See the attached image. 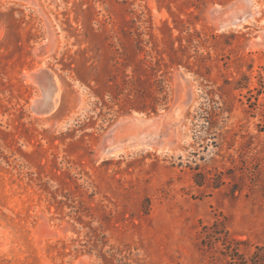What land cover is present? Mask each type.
<instances>
[{
    "label": "rangeland",
    "instance_id": "obj_1",
    "mask_svg": "<svg viewBox=\"0 0 264 264\" xmlns=\"http://www.w3.org/2000/svg\"><path fill=\"white\" fill-rule=\"evenodd\" d=\"M238 1L0 0V264H233L264 248V0L224 28ZM40 69L60 89L42 117ZM155 79L167 107L132 111ZM174 107L163 150L104 154L110 132Z\"/></svg>",
    "mask_w": 264,
    "mask_h": 264
},
{
    "label": "water",
    "instance_id": "obj_2",
    "mask_svg": "<svg viewBox=\"0 0 264 264\" xmlns=\"http://www.w3.org/2000/svg\"><path fill=\"white\" fill-rule=\"evenodd\" d=\"M231 14V15H230ZM258 7L253 0H239L237 5L228 13V18L224 22V28H239L247 25L259 16ZM38 86L41 96L34 102L32 112L37 115L48 113V93L46 86H55L57 78L49 71L40 69L32 75ZM183 109L174 107L170 111L172 117L170 122H161L160 120H140L132 118L131 126L121 127L110 132L104 141V154L108 157L114 156L122 150L129 142L133 143L136 149L146 150L152 146H158L163 150L164 140L173 133L176 135L181 124ZM128 126V125H127ZM130 126V125H129ZM141 141V144H139Z\"/></svg>",
    "mask_w": 264,
    "mask_h": 264
},
{
    "label": "trees",
    "instance_id": "obj_3",
    "mask_svg": "<svg viewBox=\"0 0 264 264\" xmlns=\"http://www.w3.org/2000/svg\"><path fill=\"white\" fill-rule=\"evenodd\" d=\"M141 63H145L144 60L141 61ZM124 67L125 69H128L130 68L129 65L127 64H124ZM148 69L151 70V72H156V69L151 66L148 67ZM144 71L147 72V69H144ZM155 78H156V73H154ZM126 78H129V76H126ZM131 79L138 82L139 79L137 77V71H133L132 72V76H131ZM153 88H155L154 90H152ZM135 95L136 96V99L137 101H140V100H143L141 99L143 96L146 100H143L142 102H140V105L137 106V107H133L132 108V111H135V112H138V113H146V114H151V113H154L156 114L157 113V107L164 103L163 105H165L167 107L168 105V102H167V95H165V91H164V86H163V81H159V80H156L151 84V90L145 94L144 92H140V91H132L129 92V94H127V98L129 96H132V95ZM162 96V97H159ZM129 99V98H128ZM220 227H223L220 223H215L214 224V228L213 229H216V233H214L213 235H216V236H219V235H222V234H228L224 227L220 229ZM218 241H220L219 239H216ZM227 250H230V247L228 245H226V240L224 242ZM236 245L238 246L239 243L235 242ZM228 256L230 258H232V262L233 264H264V248H257V251L250 257V258H246L244 255H241L238 251V249H233L232 252L230 253V255L228 254Z\"/></svg>",
    "mask_w": 264,
    "mask_h": 264
},
{
    "label": "bare ground",
    "instance_id": "obj_4",
    "mask_svg": "<svg viewBox=\"0 0 264 264\" xmlns=\"http://www.w3.org/2000/svg\"><path fill=\"white\" fill-rule=\"evenodd\" d=\"M255 20L256 19H254L253 21H255ZM253 21L249 22L248 25L250 23H253ZM33 83H35L34 79H33ZM46 90H47V93H48L49 102H48V113H46L45 115L48 116L54 111V109H55V107L57 105V100H58L57 98L59 96L60 89H59V85H57V82H56L55 86H46ZM37 116L42 117L41 115H37ZM139 144H141V141H139ZM153 147L154 146H152L151 148H153ZM125 148H131V149H135L136 150V148L133 146V143L129 142L127 145L124 146V148L122 150L117 152L114 156H117L119 153L124 154V153H128V152L132 151L131 149H126L125 150ZM151 148H149V149H151Z\"/></svg>",
    "mask_w": 264,
    "mask_h": 264
}]
</instances>
